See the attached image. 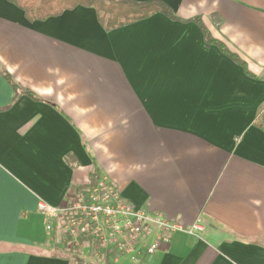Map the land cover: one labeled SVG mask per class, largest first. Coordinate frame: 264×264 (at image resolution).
Listing matches in <instances>:
<instances>
[{
	"label": "crops",
	"instance_id": "0c3cea01",
	"mask_svg": "<svg viewBox=\"0 0 264 264\" xmlns=\"http://www.w3.org/2000/svg\"><path fill=\"white\" fill-rule=\"evenodd\" d=\"M130 1L176 21L105 31L78 6L28 22L0 0V264H264V0ZM99 177L202 234L142 260L67 254L38 204L65 207Z\"/></svg>",
	"mask_w": 264,
	"mask_h": 264
},
{
	"label": "built area",
	"instance_id": "2783aa9c",
	"mask_svg": "<svg viewBox=\"0 0 264 264\" xmlns=\"http://www.w3.org/2000/svg\"><path fill=\"white\" fill-rule=\"evenodd\" d=\"M38 212L61 225L66 251L73 249L80 253L81 244L88 240L99 254L115 260L121 257L142 260L167 245L174 234L196 237L203 232L200 222L186 229L180 223L123 201L113 185L102 177L67 206L53 207L39 202ZM46 230L51 229L47 226Z\"/></svg>",
	"mask_w": 264,
	"mask_h": 264
},
{
	"label": "trees",
	"instance_id": "16d2710c",
	"mask_svg": "<svg viewBox=\"0 0 264 264\" xmlns=\"http://www.w3.org/2000/svg\"><path fill=\"white\" fill-rule=\"evenodd\" d=\"M24 13L28 22L45 21L49 18L60 16L66 11H71L76 7L93 8L97 21L105 31H111L126 25L145 20L154 14H162L171 20L176 21L171 9L158 1L146 3H135L130 0H9ZM192 22L198 25L204 33L207 44L215 45L223 55H226L236 64L247 71L246 64L236 55L230 54L226 47L213 39L207 33L206 28L199 18ZM4 79L13 87L16 96L27 94L33 96L29 91L21 89L12 78L4 73ZM98 177V175H96Z\"/></svg>",
	"mask_w": 264,
	"mask_h": 264
},
{
	"label": "rangeland",
	"instance_id": "374dc122",
	"mask_svg": "<svg viewBox=\"0 0 264 264\" xmlns=\"http://www.w3.org/2000/svg\"><path fill=\"white\" fill-rule=\"evenodd\" d=\"M84 243H82V244H88L89 246H90V248H91V250H93L94 249V244L93 243H91L90 241H88V240H84L83 241ZM95 250V249H94ZM66 253L67 254H74L75 252H74V250L73 249H71V251H66ZM95 253H97V252H95ZM76 254V253H75ZM97 254H99V253H97ZM110 259H112V258H110ZM119 259V258H118ZM117 259V260H118ZM113 261H116L115 259H112Z\"/></svg>",
	"mask_w": 264,
	"mask_h": 264
}]
</instances>
